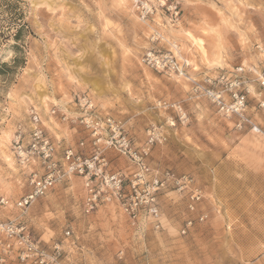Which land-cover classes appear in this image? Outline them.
I'll list each match as a JSON object with an SVG mask.
<instances>
[{
	"label": "clouds",
	"instance_id": "obj_1",
	"mask_svg": "<svg viewBox=\"0 0 264 264\" xmlns=\"http://www.w3.org/2000/svg\"><path fill=\"white\" fill-rule=\"evenodd\" d=\"M0 264H264V0H0Z\"/></svg>",
	"mask_w": 264,
	"mask_h": 264
}]
</instances>
